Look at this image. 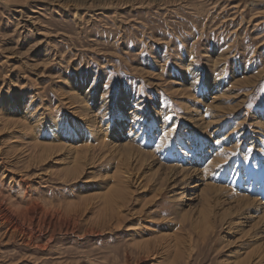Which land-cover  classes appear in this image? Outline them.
<instances>
[{"label":"rangeland","instance_id":"1","mask_svg":"<svg viewBox=\"0 0 264 264\" xmlns=\"http://www.w3.org/2000/svg\"><path fill=\"white\" fill-rule=\"evenodd\" d=\"M27 191L55 232L0 226V264H264V0H0V192Z\"/></svg>","mask_w":264,"mask_h":264},{"label":"bare ground","instance_id":"2","mask_svg":"<svg viewBox=\"0 0 264 264\" xmlns=\"http://www.w3.org/2000/svg\"><path fill=\"white\" fill-rule=\"evenodd\" d=\"M220 100V97H215L213 98L212 100V103L215 104L217 103L218 101ZM211 103V104H212ZM214 108H218V106L216 105ZM220 109V108H219ZM226 109V108H225ZM209 110V108H208ZM134 112V111H133ZM210 112V111H209ZM215 112V111H214ZM220 112V111H217V113ZM225 114V113H224ZM137 116V114H135ZM211 113H210V117L211 119H213L214 117H211ZM217 115L215 114V117ZM224 116V115H223ZM219 117H222L220 114H219ZM137 118V117H135ZM209 120L207 123H206V126L210 125L211 124V121L212 120ZM135 121V120H134ZM133 121V122H134ZM137 123V122H136ZM137 125V124H136ZM132 127V126H131ZM135 128V127H134ZM215 128V127H214ZM57 129V128H56ZM54 132V131H53ZM52 132V133H53ZM217 132V131H216ZM215 132V134H216ZM120 135V133H118ZM213 134V135H215ZM54 135V134H53ZM137 136V135H136ZM230 136V135H228ZM226 136V137H228ZM146 137V136H145ZM144 137V138H145ZM221 137V136H220ZM225 137V139H226ZM110 138H113V137H110ZM138 138V137H137ZM115 140V138H113ZM145 140V139H144ZM253 140V139H252ZM128 141V140H127ZM261 141V140H260ZM115 142V141H114ZM113 142V143H114ZM118 142V141H117ZM120 142V141H119ZM146 142V141H145ZM112 143V142H110ZM112 143V144H113ZM123 143V142H122ZM131 143L133 142H128V143H124L123 145L121 146H124L123 148H127L128 146L130 147ZM141 143V142H140ZM144 143V141H143ZM151 143V142H150ZM147 145V144H146ZM241 145V144H240ZM254 145V144H253ZM132 148H138L137 146H134L133 144L131 145ZM140 146V145H138ZM157 146V145H156ZM161 146V145H160ZM115 147V145H114ZM120 147V144L119 146ZM117 148V147H116ZM119 149V148H118ZM139 149V148H138ZM234 148H224L222 151H220L219 153L215 154L216 156H221L222 158L224 159H228V153L230 152L229 150H233ZM192 151V150H191ZM154 154H155V157H157V154L155 151H152ZM205 153H207V155L209 156V154H212L214 152L211 153V151L207 150L205 151ZM160 155V154H159ZM155 157L152 156V158H154L155 160ZM159 157V156H158ZM157 157V160H159V158ZM200 157V156H199ZM200 161V160H199ZM203 162V160H202ZM205 162V161H204ZM212 161H210L211 163ZM209 163V164H210ZM238 163V162H237ZM208 164V165H209ZM171 168V171L169 172L168 174V179L171 181L170 183L171 184H174V186H176V183H180V182H183L184 185H180V186H176L175 189L177 191L179 190H193V189H198L200 188L203 183L202 181L195 177V173H196V168L192 169V168H186V169H182V167L178 166V165H172L170 166ZM201 169V168H199ZM197 169L199 172H203L205 170H209L207 168V165L205 168H203L202 170H199ZM240 173V171H239ZM129 176V174H128ZM252 177V176H251ZM240 178V177H239ZM242 178V177H241ZM253 178V177H252ZM256 178V177H255ZM255 180V179H254ZM193 184H195L194 186H192ZM259 184V183H258ZM124 185V184H123ZM1 190H3V186H1ZM188 188V189H186ZM261 188V187H260ZM225 189H227L226 187H222V186H219L217 188V193H220V192H223ZM126 190V189H124ZM251 190V189H250ZM258 191V190H257ZM123 192V191H122ZM121 193V191H120ZM122 194V193H121ZM125 194V193H124ZM10 197H7L5 195H2V193L0 192V226H4L7 228V232L10 234V235H20L23 240L27 243V244H34V243H38V241L40 240L42 243L44 241L43 239V235H46V236H50V239H52L53 237V234L55 232V230H52L49 232V227L47 228V231H39L38 228H40L41 226V215L40 213H43V210L38 207V204H34V202H32L30 200V197L28 195V191L26 193H20L19 196H17L16 198L15 197H12L13 199V202L9 200ZM248 199V203L246 205V209H249V211H252L253 213L257 214L258 212L260 213H264V204L262 202H260L259 199H256L255 197L254 198H250V197H246ZM33 207L35 208H39L37 209L33 214L32 216L27 219V217L25 216L30 209H32ZM75 212V211H74ZM30 213V212H29ZM29 213L27 215H29ZM59 215V214H58ZM46 217V216H45ZM26 220H29V227L26 226V224L24 223ZM46 220V219H45ZM48 221V219H47ZM50 221V220H49ZM48 221V222H49ZM73 221V220H72ZM72 221H70L69 223H72ZM45 222V221H44ZM51 222L53 223V220L51 219ZM46 224V223H45ZM48 224V223H47ZM46 224V225H47ZM44 225V224H43ZM50 225V223H49ZM46 227V226H45ZM69 228H67L68 230ZM49 239V240H50ZM50 242V241H49ZM36 243V244H37ZM40 247H44L46 248L47 245H40ZM43 248V249H44Z\"/></svg>","mask_w":264,"mask_h":264}]
</instances>
